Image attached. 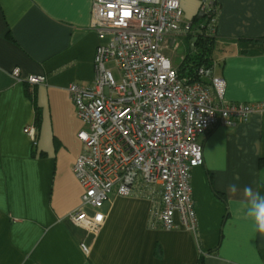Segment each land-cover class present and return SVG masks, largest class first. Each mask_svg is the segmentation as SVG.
<instances>
[{
    "label": "crops",
    "instance_id": "obj_1",
    "mask_svg": "<svg viewBox=\"0 0 264 264\" xmlns=\"http://www.w3.org/2000/svg\"><path fill=\"white\" fill-rule=\"evenodd\" d=\"M181 6L186 20L197 19L194 28L203 24L201 0ZM92 7L93 0H0V264H264V234L248 215L247 195L264 197V111L199 138L195 233L150 228V201L117 195L92 231L68 219L82 204L73 166L85 128L68 88L94 83ZM213 38L212 75L226 80L225 100L263 102L264 0H219ZM30 75L46 83L31 86ZM27 127L37 128L36 146Z\"/></svg>",
    "mask_w": 264,
    "mask_h": 264
},
{
    "label": "built area",
    "instance_id": "obj_2",
    "mask_svg": "<svg viewBox=\"0 0 264 264\" xmlns=\"http://www.w3.org/2000/svg\"><path fill=\"white\" fill-rule=\"evenodd\" d=\"M218 1L201 0L210 36L216 32ZM91 29L99 38L94 83L68 88L85 124L78 134L83 151L73 166L84 193L68 219L92 231L103 223L108 198L117 195L149 200L150 228L195 233L191 179L204 164L199 138L217 126L248 121L264 111V101L227 102L226 80L213 76L212 68L198 71L210 83L180 77L163 50L168 39L195 32L184 20L181 0H93ZM13 76L22 80L19 69ZM26 82L44 85L46 77L30 75ZM24 132L36 146L37 128ZM85 208L93 209V216ZM82 249L89 253L85 244Z\"/></svg>",
    "mask_w": 264,
    "mask_h": 264
},
{
    "label": "trees",
    "instance_id": "obj_3",
    "mask_svg": "<svg viewBox=\"0 0 264 264\" xmlns=\"http://www.w3.org/2000/svg\"><path fill=\"white\" fill-rule=\"evenodd\" d=\"M196 22L197 19L195 18L193 23ZM194 30L195 32L188 36L190 54L187 55L177 69L181 78H188L192 82L205 83L198 75V71L202 67L211 68L212 66L211 55L214 49V38L209 35L207 18H204L203 24ZM194 38L197 41L195 47L192 48Z\"/></svg>",
    "mask_w": 264,
    "mask_h": 264
},
{
    "label": "rangeland",
    "instance_id": "obj_4",
    "mask_svg": "<svg viewBox=\"0 0 264 264\" xmlns=\"http://www.w3.org/2000/svg\"><path fill=\"white\" fill-rule=\"evenodd\" d=\"M184 20L186 23H190L192 21V18H189L186 20V17H184ZM189 37H173L171 39H168L166 43L164 44V54L170 58L173 65L175 67H179L182 61L187 57L188 54H190L189 51ZM109 68H113V75L117 81H119V75L117 73V70L114 69V64L110 63L107 65Z\"/></svg>",
    "mask_w": 264,
    "mask_h": 264
},
{
    "label": "clouds",
    "instance_id": "obj_5",
    "mask_svg": "<svg viewBox=\"0 0 264 264\" xmlns=\"http://www.w3.org/2000/svg\"><path fill=\"white\" fill-rule=\"evenodd\" d=\"M249 197L248 215L252 217L255 229L264 234V197L247 190Z\"/></svg>",
    "mask_w": 264,
    "mask_h": 264
},
{
    "label": "water",
    "instance_id": "obj_6",
    "mask_svg": "<svg viewBox=\"0 0 264 264\" xmlns=\"http://www.w3.org/2000/svg\"><path fill=\"white\" fill-rule=\"evenodd\" d=\"M204 17H205V15H204V14H202V13H200V14H199V16H198V19L200 20V19H203ZM196 41H197V39H196V38H194V39H193L192 48H194V47H195V43H196Z\"/></svg>",
    "mask_w": 264,
    "mask_h": 264
}]
</instances>
